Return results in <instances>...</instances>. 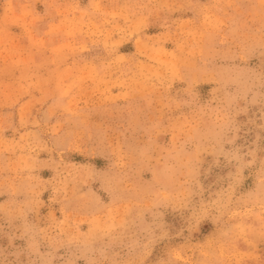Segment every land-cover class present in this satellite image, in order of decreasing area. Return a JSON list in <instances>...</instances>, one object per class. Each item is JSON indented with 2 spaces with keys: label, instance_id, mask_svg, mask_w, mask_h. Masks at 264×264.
<instances>
[{
  "label": "rangeland",
  "instance_id": "374dc122",
  "mask_svg": "<svg viewBox=\"0 0 264 264\" xmlns=\"http://www.w3.org/2000/svg\"><path fill=\"white\" fill-rule=\"evenodd\" d=\"M0 264H264V0H0Z\"/></svg>",
  "mask_w": 264,
  "mask_h": 264
}]
</instances>
